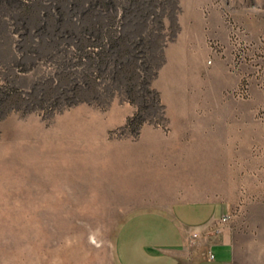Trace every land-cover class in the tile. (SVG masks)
Returning <instances> with one entry per match:
<instances>
[{
	"label": "rangeland",
	"instance_id": "obj_1",
	"mask_svg": "<svg viewBox=\"0 0 264 264\" xmlns=\"http://www.w3.org/2000/svg\"><path fill=\"white\" fill-rule=\"evenodd\" d=\"M176 206L264 264V0H0V264H125Z\"/></svg>",
	"mask_w": 264,
	"mask_h": 264
},
{
	"label": "crops",
	"instance_id": "obj_2",
	"mask_svg": "<svg viewBox=\"0 0 264 264\" xmlns=\"http://www.w3.org/2000/svg\"><path fill=\"white\" fill-rule=\"evenodd\" d=\"M210 215L194 207L176 206L162 221H147L156 225L160 234L152 239L130 240L129 248L122 252L124 263L234 264V246L227 230L217 238L211 236V240L207 235L218 222H212Z\"/></svg>",
	"mask_w": 264,
	"mask_h": 264
},
{
	"label": "built area",
	"instance_id": "obj_3",
	"mask_svg": "<svg viewBox=\"0 0 264 264\" xmlns=\"http://www.w3.org/2000/svg\"><path fill=\"white\" fill-rule=\"evenodd\" d=\"M231 220V216L230 214H225L223 215L217 222V225L214 226L213 229H211L207 235L209 236H215V235H219V234H223L225 231H226V228H225V224L230 222ZM206 235V236H207ZM210 257L213 258L214 257V254L211 252L210 253Z\"/></svg>",
	"mask_w": 264,
	"mask_h": 264
}]
</instances>
